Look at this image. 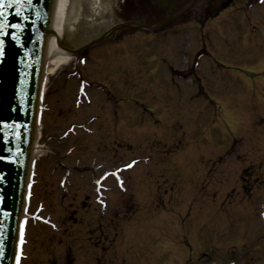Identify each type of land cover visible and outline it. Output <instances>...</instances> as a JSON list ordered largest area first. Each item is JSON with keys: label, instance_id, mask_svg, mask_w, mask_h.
I'll return each instance as SVG.
<instances>
[{"label": "rangeland", "instance_id": "374dc122", "mask_svg": "<svg viewBox=\"0 0 264 264\" xmlns=\"http://www.w3.org/2000/svg\"><path fill=\"white\" fill-rule=\"evenodd\" d=\"M97 5L101 34L119 4ZM181 38L177 48L196 47ZM145 42L154 50L126 76L97 54L83 69L113 91L127 125L91 124L106 107L97 90L86 87L93 106L73 107L74 96L84 101L69 74L79 51L47 76L39 136L48 152L33 172L22 264H264V62L216 67L204 56L178 77L187 55Z\"/></svg>", "mask_w": 264, "mask_h": 264}, {"label": "flooded vegetation", "instance_id": "af4514ba", "mask_svg": "<svg viewBox=\"0 0 264 264\" xmlns=\"http://www.w3.org/2000/svg\"><path fill=\"white\" fill-rule=\"evenodd\" d=\"M118 4L115 14L119 21L112 28L121 25L128 27H121L102 41L94 43L90 52L87 47L80 49L78 58H91V54H97L106 62L120 63L113 64L112 67H123V75L126 76L127 67L131 63H139L147 55V50H154L142 47L146 40L152 39L160 45L158 49H164L167 54L176 58L187 55V66L180 72L185 71L189 77L193 76L194 61L204 56L213 66L225 62H264V0H118ZM213 35L223 40L222 47L217 42L216 49L211 45ZM181 37L194 38L196 47L192 44L189 46L193 52L196 51L195 54L190 49L187 51L185 44V47H176L180 44ZM192 53L194 55L191 58ZM158 55L161 60H169L162 51ZM75 69L78 70V67L75 66ZM72 71L71 68L69 73ZM82 78L92 85L103 86L90 79L89 75L82 73ZM78 85L79 81L76 80V86ZM97 92L106 107L99 113L92 114L94 121L91 124L127 125L117 120L118 112L113 108V101L116 102L113 91L104 88ZM72 104L74 107V102ZM91 105H94L93 98ZM103 108L104 106L101 109ZM89 119L74 120L72 123L87 124Z\"/></svg>", "mask_w": 264, "mask_h": 264}, {"label": "water", "instance_id": "95a60500", "mask_svg": "<svg viewBox=\"0 0 264 264\" xmlns=\"http://www.w3.org/2000/svg\"><path fill=\"white\" fill-rule=\"evenodd\" d=\"M0 4V264H13L52 0Z\"/></svg>", "mask_w": 264, "mask_h": 264}, {"label": "bare ground", "instance_id": "6f19581e", "mask_svg": "<svg viewBox=\"0 0 264 264\" xmlns=\"http://www.w3.org/2000/svg\"><path fill=\"white\" fill-rule=\"evenodd\" d=\"M101 1L52 0L49 29L47 30L41 59V66L43 65L42 68L45 75H53L62 65L69 62L71 55L65 46L85 41L86 38L96 35L101 30L100 27L98 28L95 17V14L100 16L103 13L102 8H98L97 5ZM44 83L42 82L41 85V88L43 86V91L46 88ZM37 138L33 141V146L30 150L34 160L45 152Z\"/></svg>", "mask_w": 264, "mask_h": 264}, {"label": "snow or ice", "instance_id": "6c2138e0", "mask_svg": "<svg viewBox=\"0 0 264 264\" xmlns=\"http://www.w3.org/2000/svg\"><path fill=\"white\" fill-rule=\"evenodd\" d=\"M4 7V5H2V4H0V8H3ZM19 14V13H18ZM3 15V12L2 11H0V16H2ZM14 27H16L15 25H14ZM17 264H19V260L17 261Z\"/></svg>", "mask_w": 264, "mask_h": 264}]
</instances>
